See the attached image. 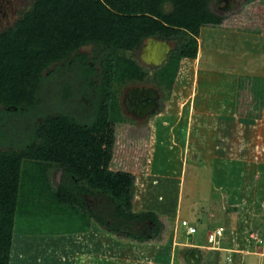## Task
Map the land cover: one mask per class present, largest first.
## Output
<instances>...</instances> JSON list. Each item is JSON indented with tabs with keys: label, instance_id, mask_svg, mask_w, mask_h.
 Segmentation results:
<instances>
[{
	"label": "trees",
	"instance_id": "obj_1",
	"mask_svg": "<svg viewBox=\"0 0 264 264\" xmlns=\"http://www.w3.org/2000/svg\"><path fill=\"white\" fill-rule=\"evenodd\" d=\"M213 1L31 0L0 30V264L11 263L15 233L89 228L85 195L99 197L91 214L106 230L141 241L160 235L155 211L134 210L136 175L113 167L122 87L146 78L151 66L137 50L154 37L173 42L157 78L172 89L180 62L198 57L202 26L224 19ZM37 221L52 229H28ZM142 222L153 229L129 230Z\"/></svg>",
	"mask_w": 264,
	"mask_h": 264
},
{
	"label": "rangeland",
	"instance_id": "obj_2",
	"mask_svg": "<svg viewBox=\"0 0 264 264\" xmlns=\"http://www.w3.org/2000/svg\"><path fill=\"white\" fill-rule=\"evenodd\" d=\"M237 1L238 7L225 14L221 23L202 26L198 57L180 62L172 89L159 83L161 67L147 68L148 74L142 83L159 90L162 112L144 124L130 119L126 122V117L120 116L113 167L136 175V212L158 213L162 210L167 217L188 219L198 228L193 240L203 245L210 244L208 236L211 231L224 226L227 235L231 236L229 244L236 246L238 235V248H241L244 244L264 246V242L253 241L251 244L248 240L251 225L261 219L257 212L264 210V202H261L264 199V179L260 178L264 176V170L262 175L260 172L263 169L260 167H264V113L257 119L243 117L249 109L259 110L257 113L262 111L261 106L259 109L255 106L261 101L259 93L264 96V0ZM30 4L31 0H0V30L12 26ZM167 7L170 9L169 5ZM85 49L91 52L90 46ZM137 55L143 64L139 52ZM193 61L198 66H193ZM238 75H244V83H258L260 89L253 90L249 83L239 90ZM49 90L48 94L52 95L48 103L55 105L60 91L55 89L54 83L50 84ZM241 91L245 97L237 93ZM235 99L243 101L241 108ZM193 100L196 102L192 105ZM217 113L222 116L216 117ZM177 116L180 119H173ZM243 139L247 143L245 146L240 142ZM60 177L55 174L56 181ZM180 177H184L182 182ZM229 190L234 191L229 193ZM234 204L243 206V214L240 213L239 217L244 226H240L239 234L236 232V216L229 213ZM28 229L48 232L52 226L37 221ZM180 236L184 238L182 232ZM13 242L10 264H37L36 260L51 264L48 248L57 241L39 237ZM134 242L96 227L92 250H98L99 255L112 258L114 262L101 264H131L130 260L119 262L120 258L127 259L130 255L137 259L158 260L154 264H170L171 239L167 243L160 242L151 233L144 240ZM82 248H77L78 254L73 247H68L66 256L57 254L64 259V264H83ZM247 248L251 254L246 263L264 264V255L253 252L254 248L249 245ZM203 252L212 255L215 251L204 249ZM222 252L226 263V251ZM175 264H188L183 253L176 256Z\"/></svg>",
	"mask_w": 264,
	"mask_h": 264
},
{
	"label": "crops",
	"instance_id": "obj_3",
	"mask_svg": "<svg viewBox=\"0 0 264 264\" xmlns=\"http://www.w3.org/2000/svg\"><path fill=\"white\" fill-rule=\"evenodd\" d=\"M187 60H190L191 61L193 59L187 58ZM193 66H198V65L196 64V62L193 61ZM236 66H238V65H236ZM233 70L239 71V69H237V68L236 69L233 68ZM203 71L204 70H202V72ZM247 74H251V73L248 71ZM243 77H244V75H240V76L238 75V77H237L238 78L237 80H239L238 81V89L239 90H240V87L241 86L243 87V85H249V83H250V82L244 83V81L246 79H244ZM247 81H249V80H247ZM250 87H252V89L253 88H257V89L259 88L258 87V83H254V84H251L250 83ZM257 89H253V90H257ZM237 93L239 95L245 97L243 95V92L242 91L241 92H237ZM259 96H261V98H260L261 101H259V104H257L255 106V108L256 109H259L260 107H258V106H261L260 109L262 111L260 113H257V111H259V110L256 111L254 109H249V110L246 111V114H244L246 116H243V117H245V119H249V118L257 119L259 117V114L264 113V96L261 93H259ZM242 100H243V98H242ZM242 100H240L238 102V99H235V103L238 102V107L239 108H241V105L243 103ZM195 102L196 101L193 100L192 101V105H193V103L195 104ZM188 109H189V107H188ZM251 110H253L254 112L251 111ZM215 116L216 117L218 116V118H219V116H222V113H217V115H215ZM176 118L178 120L179 117L177 116V117H174L173 119H176ZM240 142H243L241 144L243 146H245V144H247L246 141H245V139H243V141L241 140ZM260 168H263V169H260V172H261V175H262V171L264 170V167H260ZM263 173H264V171H263ZM260 178H261V180H263L264 179V176L262 175V176H260ZM183 180H184V177H180V181L182 182ZM232 192L229 190V193H232ZM258 192L259 191H257L256 193L258 194ZM179 197H180V195H179ZM84 199L85 200H89L90 203L92 204L91 206H88L89 209H82L83 210V213H85L87 211L89 212V213L87 212V214H88L87 220H89L91 222L89 228H87L85 231H78V232L67 233V234H59V235H52V234L43 235V234L15 233L13 240H15V239H18V240L19 239H22V240H24L25 238H32L33 239V238H39L40 237L41 240L44 239V238L45 239L46 238H49V239H53L54 241H57L56 242V245H52L51 244V246L48 248V254H47V256H49V260H50V263L51 264H64L65 263L64 259H62L61 257H59L58 254H61V256H66V253H67L66 250L68 249V247L69 248H72L73 247L74 250H76V251H78L77 248H82L83 247L82 248V251H80L81 252V256L80 257L83 259L82 260V263L83 264H101V262H105V263L112 262V263H114L112 258H109L108 257L109 260L106 261V259H108V258H104L101 255H99L100 253H99L98 250H92V238H93L94 229H96V227H101V228H104L105 229V227L101 226V224L98 222L97 219H94L93 214H91L92 213L91 212L92 210H94V209L96 211L99 210V207H98L99 197L98 196H94V195H85L84 196ZM261 202L263 203L264 202V199H262ZM179 204L180 203H178V205ZM241 204H239L240 206L234 204V206H231L232 208H231V210L229 212V213L234 214L236 216V220H237L236 232H237V234H239L238 232L240 231V226L241 225L244 226V224H242L243 223L242 222L243 220L239 217L240 213L243 214V210L241 209L243 206ZM178 205H177V207H178ZM262 209H263V207H262ZM260 212H257V214H260V217L262 219L264 217V210H263L262 213H260ZM157 216L160 219V222H161V225H162L161 233L157 237L158 240L160 242L167 243L171 239L172 240V243H173V251L171 253L170 264H175L176 256H178L179 253H183L184 261H186V263H188V264H241V263L248 264V263H246L247 262L246 260H247V257L249 256V254H251V253H247V252H244V253H240V252L239 253H232V255H233V261H226V263H225V260L223 259V252L222 251L212 250V251H215L214 254H212V255H206L203 252V250L204 249L205 250L206 249L207 250H211V249H208L207 247H203V244L196 243L193 240V238H192L193 235H187L184 229L181 230L182 227L179 226V221L180 220L178 219V217H176V218H173L172 216L171 217H167V213H165V211H162V210H160L157 213ZM261 219L258 220V223L261 222ZM83 224H85V223L83 222ZM145 224H148V222L132 223V224H130L129 230H133L135 232V234H136V232L137 233H141V234H144L146 232L149 233L153 229L152 228L153 227L152 226V223L150 222V226L148 228L146 227ZM141 228H142V230H141ZM129 230H127V233L129 232ZM181 232L183 233V236H184L185 239L180 236L181 235ZM228 237L230 238V236H228ZM122 238L127 239L130 242H134V241L137 240V239L130 238V237H122ZM238 238L239 237L237 235V241H236L237 244L235 246L236 248H238V244H239ZM226 240L227 239H225V243H227V245L224 244V246H227V248L231 247L232 245L229 244V240H227V241ZM154 241H156V240H154ZM134 243H136V242H134ZM247 245H249V246H251V247L254 248L253 252H258L259 251V252H263L264 253V246H258V245H255V244H253V245L244 244L243 245L244 247H241V248H246L245 250L250 251V249L247 248ZM192 247H197L195 249L199 252L198 258H195L194 261H190L189 260V255H190V251L192 250ZM61 251H64V254L61 253ZM78 253H79V251L77 252V254ZM227 254H229V253L226 251V255ZM75 258L78 259V257H76V256H75ZM144 260H149V261H144ZM153 260L154 261H158L156 259H153ZM128 261L131 262V264L132 263H135V264H137V263H139V264H142V263H144V264H154L153 263L154 261H152V260H150L148 258H145V259L138 258L137 259L136 257H132L131 255L128 256L127 259H123V258H120L119 259V262H122V263H127ZM35 263L42 264L39 260H36Z\"/></svg>",
	"mask_w": 264,
	"mask_h": 264
},
{
	"label": "flooded vegetation",
	"instance_id": "obj_4",
	"mask_svg": "<svg viewBox=\"0 0 264 264\" xmlns=\"http://www.w3.org/2000/svg\"><path fill=\"white\" fill-rule=\"evenodd\" d=\"M212 4L214 5V8ZM237 4H239L237 0H214L211 3V8L215 13L224 16L225 14L232 13L238 7ZM137 54H138V50H137ZM145 66H149V65H145ZM134 82H129V84L126 83L124 85V89L122 88L121 101L123 104L122 105L123 113L124 116L126 117V122L127 119H130L131 121L134 122L135 120L139 121V124L141 123L144 124V121L148 120L149 118L156 117L158 116V114L162 112L161 98H158V105L154 106V111L152 112L146 111V108L148 107L146 104L147 103L146 99L153 96L154 89H156L159 94L161 93L154 86L145 85V83H142V81H134ZM140 102H142L146 106H140L139 105Z\"/></svg>",
	"mask_w": 264,
	"mask_h": 264
},
{
	"label": "built area",
	"instance_id": "obj_5",
	"mask_svg": "<svg viewBox=\"0 0 264 264\" xmlns=\"http://www.w3.org/2000/svg\"><path fill=\"white\" fill-rule=\"evenodd\" d=\"M262 207L264 209V204L262 205ZM179 226L184 228L187 235H193V234L197 233V231H198L197 226L192 224L188 219L180 220ZM230 233L234 234L233 231H231ZM227 234H228V232L224 226L216 227L215 230H213L209 233L208 241L210 242V244H204L203 247H207L208 249H211V250L227 251L229 254L226 255V260L227 261H233L232 253H239V252L244 253L245 249L235 248V245H232L229 248H227V246H224L223 243L225 242V239L230 240ZM248 240L251 244H253L252 243L253 241L256 243L264 242V217L262 218L260 223L256 222L255 225H252ZM234 241H235V239L232 240V242H234ZM195 248H197V247H192V250L190 251V253L197 252L199 255V252ZM246 252L249 253L250 251H246ZM255 253H258L261 255L264 254L263 252H259V251L255 252ZM241 264H244V263H241Z\"/></svg>",
	"mask_w": 264,
	"mask_h": 264
},
{
	"label": "water",
	"instance_id": "obj_6",
	"mask_svg": "<svg viewBox=\"0 0 264 264\" xmlns=\"http://www.w3.org/2000/svg\"><path fill=\"white\" fill-rule=\"evenodd\" d=\"M173 49L172 42L168 40H160L154 37H149L146 41L142 43L138 52L143 64L149 66L160 67L168 60L169 55ZM153 96L147 98V108L146 111H154V106L158 105L159 93L156 89L153 90ZM151 101V102H150ZM140 106H146L142 102L139 103ZM197 252H192L189 255V260L194 261L198 258Z\"/></svg>",
	"mask_w": 264,
	"mask_h": 264
},
{
	"label": "clouds",
	"instance_id": "obj_7",
	"mask_svg": "<svg viewBox=\"0 0 264 264\" xmlns=\"http://www.w3.org/2000/svg\"><path fill=\"white\" fill-rule=\"evenodd\" d=\"M147 39H148V38H147ZM147 39H146V40H147ZM156 39H157V38H156ZM146 40H145V41H146ZM160 40H164V39H160ZM168 41H169V40H168ZM170 42H171V41H170ZM172 44H173V42H172ZM139 48H140V47H139ZM165 62H166V61H165ZM165 62H164V63H165ZM146 67H148V66H146ZM151 67H156V66H151ZM160 67H161V66H160ZM157 68H158V67H157Z\"/></svg>",
	"mask_w": 264,
	"mask_h": 264
}]
</instances>
